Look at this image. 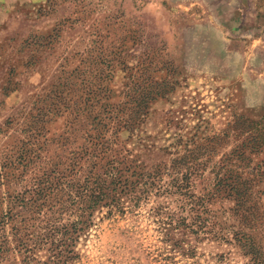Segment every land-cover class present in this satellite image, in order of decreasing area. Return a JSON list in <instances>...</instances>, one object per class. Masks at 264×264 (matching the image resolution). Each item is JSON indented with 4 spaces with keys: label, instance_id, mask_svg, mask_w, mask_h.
<instances>
[{
    "label": "rangeland",
    "instance_id": "rangeland-1",
    "mask_svg": "<svg viewBox=\"0 0 264 264\" xmlns=\"http://www.w3.org/2000/svg\"><path fill=\"white\" fill-rule=\"evenodd\" d=\"M95 116L128 179L185 188L97 209L60 255L33 235L74 207L27 198L86 165ZM0 264H264V0H0Z\"/></svg>",
    "mask_w": 264,
    "mask_h": 264
},
{
    "label": "trees",
    "instance_id": "trees-1",
    "mask_svg": "<svg viewBox=\"0 0 264 264\" xmlns=\"http://www.w3.org/2000/svg\"><path fill=\"white\" fill-rule=\"evenodd\" d=\"M105 112L107 114L111 112L110 106H106ZM93 124L99 125L100 130L98 129L94 135H92L93 133L87 135L88 140L81 147L79 155V160H84L86 165L80 161L71 163L65 174L60 173L61 177L59 181L57 180V185L49 184L48 179L40 180L33 187L30 197L27 198V201L31 200V197L40 200L37 207L47 205L51 212L67 211L74 207V220L59 226L48 224L44 227L43 233L33 235L34 243L49 242L52 246L56 245L60 255L63 253L65 255L72 254L70 246L78 234L84 232L92 224V216L97 209L107 208L108 213H112L113 209L123 212L124 204L121 198L125 196L129 198L130 202L137 203L146 193L147 186H155L158 189L182 190L185 188L182 182L183 177L178 176L180 175L179 171H176V176L164 185H161L162 173L158 171L152 175H139L141 177L139 179H128L127 172L131 168L132 161L119 152L113 154L117 150L113 149L115 138L106 137L104 132L108 123L102 122V118L95 116ZM69 176L73 177L68 178ZM232 184L233 180L229 177H220L216 183L221 188L232 187ZM51 197L53 200L45 204ZM24 198L16 199L21 202ZM58 233V238H54ZM246 241H248V250L252 253L257 252L253 251L252 242ZM21 244L24 245V243ZM254 259L261 260L255 256Z\"/></svg>",
    "mask_w": 264,
    "mask_h": 264
}]
</instances>
